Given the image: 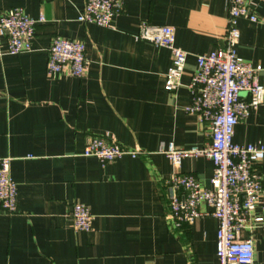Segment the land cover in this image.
Returning <instances> with one entry per match:
<instances>
[{
  "label": "crops",
  "instance_id": "obj_1",
  "mask_svg": "<svg viewBox=\"0 0 264 264\" xmlns=\"http://www.w3.org/2000/svg\"><path fill=\"white\" fill-rule=\"evenodd\" d=\"M85 4L0 0V19L21 8L46 20L32 52L0 58V158L12 159L18 187L15 214L0 204V264H219L214 218L179 230L166 221L172 176L193 174L211 189L214 165L190 157L175 168L166 152L172 143L182 150L210 144L209 130L185 110L194 99L197 57L226 45L228 0H127L110 28L79 22ZM256 11L264 16V4ZM142 23L174 28L176 45L188 53L175 93L165 87L172 52L136 40ZM237 27L238 56L263 68L264 87V25L240 19ZM56 38L86 45L84 78L47 75ZM104 134L141 155L106 166L82 156L88 140ZM234 143L264 145V104L236 127ZM255 170L264 186V161ZM77 202L94 216L90 233L73 229ZM241 238L254 241V264H264V229L243 231Z\"/></svg>",
  "mask_w": 264,
  "mask_h": 264
},
{
  "label": "built area",
  "instance_id": "obj_2",
  "mask_svg": "<svg viewBox=\"0 0 264 264\" xmlns=\"http://www.w3.org/2000/svg\"><path fill=\"white\" fill-rule=\"evenodd\" d=\"M127 0H86L78 17L83 24L110 28L113 19L124 12ZM264 0H228V30L226 45L209 54L197 57V69L190 88L193 102L186 113L197 118L210 132V144L205 148L179 149L174 143L166 152L175 168L190 157H204L214 165L211 189H206L193 174L175 173L168 182L170 211L166 221L171 229L193 227L200 219L214 218L218 222L216 256L219 264H254L255 243L241 238L243 231L264 229V186L256 166L264 161V145L240 146L234 143L236 127L249 116L251 109L264 104V87L259 83L261 66H253L238 56L240 19L264 25V16L256 9ZM46 20L34 19L23 9L7 11L0 19V58L32 52L37 27ZM6 48H3V41ZM136 40L172 52V66L165 75V87L175 93L181 86L188 53L176 45L175 29L142 23ZM86 45L64 38L53 40L48 51L47 75H67L82 79L86 76L89 61ZM246 93L249 100L242 99ZM137 158L139 150L127 149L110 134L88 140L82 156L95 158L103 166L124 156ZM11 158H0V204L8 214H15L18 206V187L11 178ZM207 207L210 211H205ZM71 216L76 232L90 233L94 216L88 206L77 202Z\"/></svg>",
  "mask_w": 264,
  "mask_h": 264
}]
</instances>
